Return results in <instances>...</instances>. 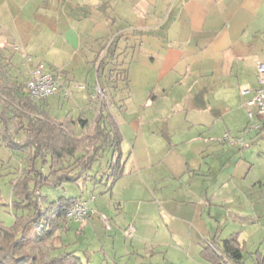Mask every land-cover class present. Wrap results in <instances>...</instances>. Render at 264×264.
<instances>
[{"label": "crops", "instance_id": "1", "mask_svg": "<svg viewBox=\"0 0 264 264\" xmlns=\"http://www.w3.org/2000/svg\"><path fill=\"white\" fill-rule=\"evenodd\" d=\"M0 46L24 80L39 60L57 75L58 91L37 102L76 138L102 99L121 136V174L88 181L111 226L89 255L63 233L66 250L85 264H219L204 250L220 255L235 235L244 257L221 264L264 253V114L249 119L246 104L264 61V0H0ZM15 152L0 138L2 165ZM19 153L0 173L10 185Z\"/></svg>", "mask_w": 264, "mask_h": 264}, {"label": "trees", "instance_id": "2", "mask_svg": "<svg viewBox=\"0 0 264 264\" xmlns=\"http://www.w3.org/2000/svg\"><path fill=\"white\" fill-rule=\"evenodd\" d=\"M25 82L0 46V138L12 151L24 153L20 173L10 180L14 220L8 225L0 221V264H85L74 250L61 249L63 233L70 228L66 209L81 197L46 200L41 189L79 180L112 183L122 172L121 136L103 111L104 99L92 129L76 138L65 122L52 119L30 97ZM108 150L106 169L100 175L87 174ZM220 247V255L207 249L203 255L219 264L221 255L236 261L244 257L235 235L224 238ZM249 255L254 264H264V253L255 250Z\"/></svg>", "mask_w": 264, "mask_h": 264}, {"label": "rangeland", "instance_id": "3", "mask_svg": "<svg viewBox=\"0 0 264 264\" xmlns=\"http://www.w3.org/2000/svg\"><path fill=\"white\" fill-rule=\"evenodd\" d=\"M20 156L21 154L19 152H15L14 154H12L9 161L8 162L5 161L3 165L1 164V158H0V173H3L2 170L4 169V167H7L8 164H9L8 167H10V169L17 167ZM93 189H95V191L91 190V186L88 181L84 182L83 180H79L77 182H65L62 185L56 187H43L41 189V194L42 196H44L46 200H51L61 194L66 196H75L81 198H89L90 195L94 194L95 197L97 196L99 198V195H101V193L98 192L97 187L96 188L94 187ZM10 192H11V185L8 181L7 174L6 175L0 174V218H7L9 217V215L11 214L13 215L12 212L14 211V208H12L11 205L9 204L11 199ZM91 200L93 201V199L89 198V202ZM83 220H85V223L82 222L80 224L79 222ZM83 220H79V222L75 220H71V221L68 220L70 221V229H68L64 233V237H65V241L70 240L69 242H71L70 244L74 246L76 252L80 253L81 255L82 254L84 255V253L86 255H89L90 252H92L93 249L95 248L94 245L95 243L99 246L98 240L94 239L95 233L97 234V236L100 235L101 233H105L104 232L105 226L103 227V225H101V221H99L100 219L98 215L95 214L94 212L88 215L87 217H85ZM130 230L131 228L129 227L128 232ZM104 237H110V236L106 235ZM109 239L110 238H108L106 242H108ZM61 245H62L61 249H66L65 244L63 245L62 243ZM144 258L145 257L141 259L140 256L135 255L132 260H135L136 262L144 263L145 262ZM118 262L120 263L122 261H118ZM243 262L244 264H254L253 260L249 256L246 257ZM228 264H237V263L233 262Z\"/></svg>", "mask_w": 264, "mask_h": 264}, {"label": "built area", "instance_id": "4", "mask_svg": "<svg viewBox=\"0 0 264 264\" xmlns=\"http://www.w3.org/2000/svg\"><path fill=\"white\" fill-rule=\"evenodd\" d=\"M27 57V55H25ZM27 62H30V57H27ZM256 80L257 86L253 89L252 95L246 100L248 106H253L254 110L248 109L247 115L249 119L254 114H264V61H258L256 63ZM25 88L31 98L38 100L42 99L52 93H55L59 89V80L57 75L48 69L44 62L39 60L33 63L30 67L28 77L25 82ZM248 87H244L240 90L241 93H247ZM253 125L249 122L248 127ZM94 195H90L89 198L93 199ZM89 198H79L73 201L66 209V217L68 220H83L88 215L94 212V209L89 205ZM105 228H110L109 218L101 214L100 215ZM128 232L132 235L133 227Z\"/></svg>", "mask_w": 264, "mask_h": 264}]
</instances>
